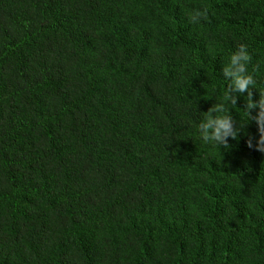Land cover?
I'll return each mask as SVG.
<instances>
[{"label": "trees", "instance_id": "1", "mask_svg": "<svg viewBox=\"0 0 264 264\" xmlns=\"http://www.w3.org/2000/svg\"><path fill=\"white\" fill-rule=\"evenodd\" d=\"M241 43L264 90V0H0V264H264L255 123L195 131Z\"/></svg>", "mask_w": 264, "mask_h": 264}, {"label": "clouds", "instance_id": "2", "mask_svg": "<svg viewBox=\"0 0 264 264\" xmlns=\"http://www.w3.org/2000/svg\"><path fill=\"white\" fill-rule=\"evenodd\" d=\"M206 9H194L189 14L191 23H199L206 19ZM252 57L248 46L244 43L231 51L226 62L221 67L222 79L225 89L221 99H216L215 90L208 96L214 97L215 102L206 111L200 113V119L195 122L196 138L204 145L228 149L229 139H237L249 122H254L258 136H249L247 145L249 148L264 153V90H258L254 77V68L249 71ZM252 89L258 91V97L254 98ZM243 96L245 104L243 108L244 119L236 120L230 108H235L237 99Z\"/></svg>", "mask_w": 264, "mask_h": 264}]
</instances>
